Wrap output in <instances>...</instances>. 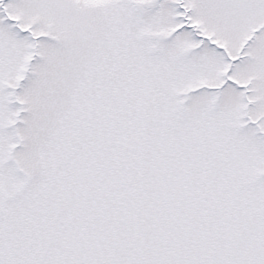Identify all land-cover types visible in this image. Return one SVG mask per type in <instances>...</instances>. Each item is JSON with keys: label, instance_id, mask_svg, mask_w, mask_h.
Returning <instances> with one entry per match:
<instances>
[{"label": "snow or ice", "instance_id": "obj_1", "mask_svg": "<svg viewBox=\"0 0 264 264\" xmlns=\"http://www.w3.org/2000/svg\"><path fill=\"white\" fill-rule=\"evenodd\" d=\"M0 264H264V0H0Z\"/></svg>", "mask_w": 264, "mask_h": 264}]
</instances>
